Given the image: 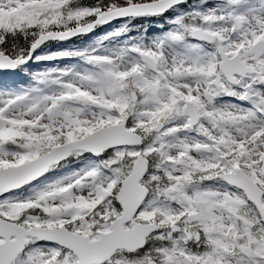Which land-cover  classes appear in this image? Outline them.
<instances>
[{
  "label": "snow or ice",
  "instance_id": "6c2138e0",
  "mask_svg": "<svg viewBox=\"0 0 264 264\" xmlns=\"http://www.w3.org/2000/svg\"><path fill=\"white\" fill-rule=\"evenodd\" d=\"M0 264H264V0H0Z\"/></svg>",
  "mask_w": 264,
  "mask_h": 264
}]
</instances>
